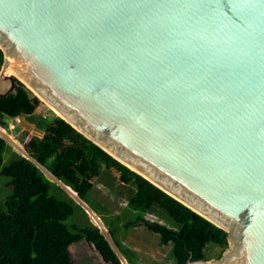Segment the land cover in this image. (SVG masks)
<instances>
[{
	"label": "water",
	"instance_id": "water-1",
	"mask_svg": "<svg viewBox=\"0 0 264 264\" xmlns=\"http://www.w3.org/2000/svg\"><path fill=\"white\" fill-rule=\"evenodd\" d=\"M0 48V96L21 81L228 232L186 264H264V0H0Z\"/></svg>",
	"mask_w": 264,
	"mask_h": 264
},
{
	"label": "trees",
	"instance_id": "trees-1",
	"mask_svg": "<svg viewBox=\"0 0 264 264\" xmlns=\"http://www.w3.org/2000/svg\"><path fill=\"white\" fill-rule=\"evenodd\" d=\"M3 62L0 48V69ZM41 101L18 81L14 92L0 96V124L4 128L0 127L8 128L6 116L13 115L35 124L39 133L32 135L27 144L31 158L75 190L83 201L104 169H116L119 180L134 188L127 206L138 215L125 222L126 228L144 225L159 233L162 243L172 244L171 255L176 264L209 259V245L228 246L225 229L122 163L61 116L47 120L38 115ZM49 160L52 161L48 166ZM0 176L8 178L12 185L0 205V264H73L69 246L82 240L94 244L106 262L122 264L108 238L93 222H66L78 209L87 212L65 188L48 178L32 159L13 150L1 135ZM156 208L168 213L173 226L145 218L147 212ZM109 232L115 239L116 229L111 227Z\"/></svg>",
	"mask_w": 264,
	"mask_h": 264
},
{
	"label": "rangeland",
	"instance_id": "rangeland-1",
	"mask_svg": "<svg viewBox=\"0 0 264 264\" xmlns=\"http://www.w3.org/2000/svg\"><path fill=\"white\" fill-rule=\"evenodd\" d=\"M8 83L3 87V90L7 89ZM36 113L47 120H52V118L58 116V114L49 105H47L44 100L41 101ZM18 117H21V115L6 116L9 127L6 128V132L0 130V135L4 137L10 145H12L13 150L27 158H31L29 152L27 151V144L29 143L32 135L35 133L22 127L17 122ZM0 125L4 128L2 124ZM32 125L36 127L35 124ZM9 134L13 135L15 139L22 144L25 151L21 150L17 146L16 142H14L10 137L8 138ZM51 161L52 160H49L48 166L51 164ZM41 168L48 178L54 180L63 188H65L63 182H59L46 167L42 166ZM116 171L118 170L112 169V175L114 176V179L116 178ZM106 172V182L99 183L103 182V176L106 174ZM108 172L109 170L104 169L101 177L96 179L97 181L95 183V187L89 192L86 201H84L90 210L95 211L94 214L98 216L100 223L93 220L90 214L91 211H87L80 198L74 196L69 190L65 188L70 196H72L77 202H81L80 204L87 212L86 214L82 209H78L74 215L70 216L66 220V222L69 225H71L73 222H81L82 224H86L88 223V220L93 222V224L98 226L101 232L104 233L108 238L112 247L119 255L122 264H130L133 262H143L145 264H176L171 255L172 244L162 243V238L159 233L146 228L144 225L126 228L125 222L134 220L138 214L136 211L127 206L128 199L122 202L123 194L119 192L120 188L115 182H113V179L109 178ZM112 182L115 185L110 186ZM99 186L106 188L99 190V188H101ZM11 190L12 185L10 184L9 179L0 176V205L4 204ZM124 193L127 196L130 195L129 186L125 187ZM145 218L150 221H156L161 224L173 226L168 213L165 210L159 208L147 212ZM120 220H122V222H120ZM111 227L116 229V234H114L115 239H113L111 233L109 232ZM228 248H230V243L227 247L209 245L206 249V253L209 259L218 260L224 255ZM69 251L71 253L73 264H111L104 260L94 244L86 240H82L70 245Z\"/></svg>",
	"mask_w": 264,
	"mask_h": 264
},
{
	"label": "crops",
	"instance_id": "crops-1",
	"mask_svg": "<svg viewBox=\"0 0 264 264\" xmlns=\"http://www.w3.org/2000/svg\"><path fill=\"white\" fill-rule=\"evenodd\" d=\"M108 170V169H107ZM113 171H115V170H113ZM109 174V178L111 179H113V182H115L117 185H118V187L120 188V190H119V192L121 193V194H123V196H122V202H124V200H126V199H129V197H130V195L132 194V192H133V189L134 188H132L131 186H129V185H127V184H124L123 182H121L120 180H119V172L118 171H116V173L115 172H113V173H115V179H114V176L112 175V169H110L109 170V172H108ZM111 175V176H110ZM106 176H107V172H106V174L103 176V182H99V183H104V182H106ZM101 177V176H100ZM96 181L97 180H95V183H96ZM113 182H112V184L110 185V186H112V185H115V184H113ZM95 183H94V187H95ZM127 186H129L130 187V195H126L124 192H125V187H127ZM93 187V188H94ZM99 187H101V188H99V190H102L103 188H106V187H103V186H99ZM92 188V189H93ZM124 194H125V196H124ZM83 201V200H82ZM82 204L85 206V208L88 210V211H92L93 213H95V211H93V210H90L88 207H87V204L83 201L82 202ZM125 204V203H124ZM106 226V225H105ZM141 263H143V262H141ZM140 264V263H139ZM145 264V263H144Z\"/></svg>",
	"mask_w": 264,
	"mask_h": 264
},
{
	"label": "bare ground",
	"instance_id": "bare-ground-1",
	"mask_svg": "<svg viewBox=\"0 0 264 264\" xmlns=\"http://www.w3.org/2000/svg\"><path fill=\"white\" fill-rule=\"evenodd\" d=\"M6 73L7 74H13V75H16V76H18L19 78H21L17 73H15V72H13V71H10V70H6ZM22 79V78H21ZM7 85V82L5 83H3V87L4 86H6ZM42 100H44V102H46V104L47 105H49L57 114H61L56 108H54L48 101H46L44 98H42ZM0 130L1 131H3V132H6L5 130H3L1 127H0ZM4 136V135H3ZM11 138L14 142H16V144H17V146L21 149V150H23V151H25V149L23 148V146L15 139V137L13 136V135H11V134H9V136H8V138ZM11 142V141H10ZM90 214H91V216H92V218H93V220L94 221H96V222H99L100 223V219L98 218V216H96L92 211L90 212ZM231 243V242H230ZM142 264H144V263H142Z\"/></svg>",
	"mask_w": 264,
	"mask_h": 264
},
{
	"label": "built area",
	"instance_id": "built-area-1",
	"mask_svg": "<svg viewBox=\"0 0 264 264\" xmlns=\"http://www.w3.org/2000/svg\"><path fill=\"white\" fill-rule=\"evenodd\" d=\"M5 131H7L6 128H5Z\"/></svg>",
	"mask_w": 264,
	"mask_h": 264
}]
</instances>
